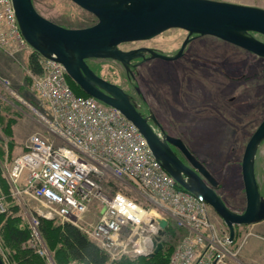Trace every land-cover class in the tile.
Here are the masks:
<instances>
[{
	"label": "built area",
	"instance_id": "1",
	"mask_svg": "<svg viewBox=\"0 0 264 264\" xmlns=\"http://www.w3.org/2000/svg\"><path fill=\"white\" fill-rule=\"evenodd\" d=\"M0 49L10 57L30 46L22 36L11 0H0ZM41 74L28 69V87L41 100L52 138L28 135L26 147L6 171L10 195L32 207L31 247L47 255L38 216L69 222L110 260L147 255L159 229L154 216L186 230L166 264H239V245L211 218L209 205L180 186L153 156L143 135L118 109L90 95H77L63 65L41 56ZM8 84L7 79L1 78ZM123 183L139 200L106 179ZM106 180V182H104ZM0 198V212L4 211ZM93 212L94 220H88Z\"/></svg>",
	"mask_w": 264,
	"mask_h": 264
},
{
	"label": "rangeland",
	"instance_id": "2",
	"mask_svg": "<svg viewBox=\"0 0 264 264\" xmlns=\"http://www.w3.org/2000/svg\"><path fill=\"white\" fill-rule=\"evenodd\" d=\"M222 1L264 8V0ZM32 2L35 9L44 17L66 27L86 26L96 20L93 14L71 0H32ZM186 33L187 31L182 28L172 27L150 39L128 44L138 47L152 45L163 52H173L178 48ZM251 34L264 41V35L257 32H251ZM17 55L10 57L0 49V76H2L0 77V194L3 195L8 193L7 168L12 158L26 147L28 135L37 132L44 138H52L41 117L44 114L42 102L31 89L26 87L25 78L28 72L25 67L20 65ZM7 57L10 58V61L7 60ZM90 64L101 76L120 85L128 93L133 94L136 99H139L132 85L126 80L123 68L117 63L112 60L93 59ZM189 67L198 71L210 81V84L206 83V88H204L198 81V89L194 83L198 80L197 77L196 80L192 78L195 76L194 73H190L188 76L190 69H187ZM137 70L136 83L145 98V103L153 109L161 125L171 132H176L188 143L192 152L221 182L220 192L225 202L231 209L241 211L245 204V196L240 161L249 136L264 115V106L246 119L240 113L237 114V109L238 106L243 105L242 98L247 91L252 92L259 81L261 83L263 81L264 85V58L216 36L201 35L191 40L183 57L177 60L153 58L143 62ZM246 75L248 78L245 77ZM1 78L7 79L8 84L3 83ZM246 79H249L250 83L255 82V86H249L234 101H226L225 97L230 95L236 86L245 83ZM185 84L190 87L189 89L197 88L201 94L205 92L210 94V98L202 97L203 102L201 103L197 100L198 107L196 108L201 109L198 115L193 116L195 110H192L191 117L187 121H171L167 115L170 107L166 105L168 99L166 93L169 91V87L176 90L177 85H180L181 95H192L193 92H189L185 88ZM218 85L222 87L221 91L219 88L216 89ZM196 96L200 97V95ZM170 102L173 103V100ZM36 103L39 107H36ZM192 107L194 108V105ZM255 165L256 176L261 191L264 193V141L258 149ZM12 204L17 206L14 215L18 219V223L29 226L30 229L29 217L34 214L32 207L41 212L44 211L43 206L27 197L15 198V202ZM5 208L4 204V211ZM210 210L211 218L219 227H224L222 219L212 209ZM94 218V213L88 212L87 219L92 221ZM51 219L52 224L61 222L56 216ZM171 226L176 230L175 234L173 236L167 234L163 240L165 248L169 245L172 246L169 256L181 238L187 234L186 230L179 229L175 224H171ZM54 235L52 233L50 236H44L45 241L42 240L47 255L35 256L37 259L43 260L44 264H57L55 253L49 248ZM28 243L30 244V240L24 241V247H28ZM234 244L239 245L237 261L239 259V261L248 264H264V220L235 226ZM257 244H260V247L257 248ZM14 251L16 248L6 244L0 229V254L6 264H17V261L10 257Z\"/></svg>",
	"mask_w": 264,
	"mask_h": 264
},
{
	"label": "water",
	"instance_id": "3",
	"mask_svg": "<svg viewBox=\"0 0 264 264\" xmlns=\"http://www.w3.org/2000/svg\"><path fill=\"white\" fill-rule=\"evenodd\" d=\"M90 12L96 21L81 27H66L40 14L32 0H11L20 32L29 46L41 56L61 63L68 75L87 95L118 109L145 138L155 159L184 189L205 201L222 219L230 239L234 227L264 219V196L259 191L254 163L257 149L264 140V118L249 136L240 162L245 196L244 208H229L214 187L216 179L189 151L183 141L163 130L157 134L148 119L157 123L153 114L142 115L119 85L95 73L87 64L89 58L119 61L126 70L132 58L150 55L176 59L181 56L191 34L212 35L264 58V41L251 32L264 35V8L222 0H71ZM178 27L187 31L179 50L165 55L149 47L122 50L120 43L144 40ZM159 126V125H158ZM160 127V126H159ZM176 146L185 156V164L172 150ZM159 229L153 240V254L161 247L167 219L154 216ZM0 264H4L0 257Z\"/></svg>",
	"mask_w": 264,
	"mask_h": 264
},
{
	"label": "trees",
	"instance_id": "4",
	"mask_svg": "<svg viewBox=\"0 0 264 264\" xmlns=\"http://www.w3.org/2000/svg\"><path fill=\"white\" fill-rule=\"evenodd\" d=\"M40 60L41 55L35 50L30 49L27 56V69L32 74H41ZM25 80L28 86L29 77L26 76ZM67 80L72 90L77 95H87L68 77V75ZM36 107H39L38 103H36ZM106 180L127 195L139 200L135 197L132 191L127 190V187L123 183L112 177H109ZM106 180L104 182H106ZM8 194H10L9 186L7 195ZM7 195L0 194L6 205L5 211L0 212V229L3 232L6 244L16 248L14 254L10 256L11 259H15L17 264H44L43 260L37 259L40 255L36 253L35 249L31 247L29 243L28 247H24V241H31L32 232L29 226L20 225L18 223V219L14 215V210L17 206L12 204L15 202V198L8 195V200L6 201ZM38 221L39 224L37 225V228L43 241H45L44 236H50L52 233L53 235L55 234L53 236L54 238L52 237L55 242L51 241L49 248L54 251L57 264H73L72 262H78L80 264H166L172 246L169 245L165 248L163 240L167 234L173 236L176 232L174 227L171 226V224L174 225V223L169 219L165 228V233L160 238L161 247L156 252L147 255H125L115 260H110L100 245L75 225L66 221L52 224L51 218H45L42 216H38ZM0 257L2 259L1 254ZM2 261L6 264L3 259Z\"/></svg>",
	"mask_w": 264,
	"mask_h": 264
},
{
	"label": "flooded vegetation",
	"instance_id": "5",
	"mask_svg": "<svg viewBox=\"0 0 264 264\" xmlns=\"http://www.w3.org/2000/svg\"><path fill=\"white\" fill-rule=\"evenodd\" d=\"M96 21V20H95ZM187 35V33H186ZM185 35V37H186ZM199 35H195V34H191L189 36V40L188 42L185 44L184 48H183V51H182V54L181 56H179L178 58H181L183 57L184 53H185V50L188 46V44L191 42V40L194 38V37H197ZM184 37V39H185ZM152 38V37H151ZM150 39V38H148ZM183 39V40H184ZM144 40H147V39H144ZM183 40L181 41V43L179 44L178 48L173 51V52H163L162 50H160L158 47H155V46H152V45H146V46H143V47H149V48H152L154 51H157V52H160V53H163L165 55H173L175 54L179 48L181 47V44L183 42ZM135 41H140V40H135ZM135 41H129V42H135ZM129 42H124V43H120L118 45V47L122 50H128V49H133V48H137L138 46H130L128 43ZM123 44H126V45H123ZM139 47H142V46H139ZM247 51V50H246ZM150 53L149 52H145L143 51L142 52V56H137L135 58H132L128 64V70L125 69V67L119 62V61H116V60H112V59H101V58H89L86 60L87 64L91 67V69L97 73L99 76H101L96 70L95 68L92 67V65L90 64V61L91 60H96V59H99V60H105V61H109V60H112L113 62L117 63L120 67L123 68L125 74H126V80L129 81L130 85H132L135 93L137 96H139L138 98L139 99H136V97L131 94V93H128L123 87H120L123 88V90L125 92H127L130 96V99L132 100V102L135 104L137 110H139L141 112L142 115H149V114H153L155 120L157 121L158 126L156 123H154V121L152 119H148L149 123L151 124V126L153 127L154 131L161 135L162 131L163 130L165 133L171 135V136H176V137H179L183 143L185 144V146L189 149V151L205 166V164L201 161V159H199L195 154L194 152H192V150L190 149V147L188 146V143L185 142V140L180 136L178 135L176 132H171L169 129L165 128L163 125H161L160 121L158 120V118L156 117L155 113L153 112V109L150 108L146 103H145V98L141 92V90L139 89L138 87V83H136V76L138 74V67L145 61H148V60H151L153 58H150V59H146V60H143L144 58H146L147 56H149ZM154 58H158V57H154ZM178 58L176 59H168V60H177ZM162 59V58H161ZM163 60H166V59H163ZM190 69V70H189ZM189 70L188 72V76L190 73H194V78L196 80V77H197V81H195V86L197 87V83L199 81V84L201 83L202 86H204V88H206V83L207 84H210L207 79H205L198 71L196 72L195 70H192L190 67L187 69ZM197 70V69H196ZM185 76V75H184ZM202 76V77H201ZM103 77V76H101ZM245 77L248 78V75H246ZM264 77V76H263ZM104 78V77H103ZM106 79V78H104ZM108 80V79H106ZM211 80V79H210ZM249 79H246L245 83H242L238 86H236L233 90V92L231 91L230 95L226 96V101H229V102H232L234 101L241 93L242 91H245V89H248L249 86H252L255 84V82L253 83H250V80L248 81ZM110 81V80H108ZM111 82V81H110ZM114 83V82H113ZM263 83V81H262ZM260 81L257 83V86L254 88V90L252 92L250 91H247L246 94L243 95V105L241 106H238V109H237V114L240 113L243 117L246 118H249L250 115H253L255 114V112H257L259 109L263 108L264 106V85L262 84ZM116 84V83H115ZM168 84V83H167ZM212 84V83H211ZM118 85V84H117ZM215 85V84H214ZM179 86V87H178ZM255 86V85H254ZM185 88L189 90V92H193L192 95H187L185 94V96L181 95V86L180 85H177V88L176 90L175 89H172L169 87V91H167L166 93V97L168 98L166 101V105L170 108H168V112H167V115L169 117V119L171 121L173 120H184V121H187L188 118H190L191 116V111L192 110H195V113L193 114V116L198 115L200 113V110L201 109H198L196 107H198V101L201 103L203 102L201 100L202 97H207V98H210V94L208 93H204V94H201V92L199 93L197 91V88L199 89V86L197 88H193L192 89H189L190 87L185 84ZM219 88V90L221 91L222 90V87H219L216 86V89ZM175 94V95H174ZM196 95H200V97H197ZM202 95V96H201ZM174 96L176 97L174 99ZM198 98V99H197ZM138 100V101H137ZM171 100H173V103L170 102ZM198 100V101H197ZM212 103V102H211ZM249 104H252V105H249ZM192 105H194V108L192 107ZM191 109V110H190ZM257 110V111H256ZM189 112V113H188ZM188 113V114H187ZM264 118V115L263 117L261 118V120ZM260 120V121H261ZM259 121V122H260ZM259 124V123H258ZM257 124V125H258ZM256 125V126H257ZM256 128V127H255ZM254 128V129H255ZM254 131V130H253ZM264 141V140H263ZM262 141V142H263ZM261 142V143H262ZM260 143V145H261ZM259 145V147H260ZM170 147L172 148V150L175 152V154L187 165L188 164V161L186 160L185 156L182 154V152L179 150L178 147L176 146H173V145H170ZM258 147V149H259ZM258 149H257V152H258ZM257 152H256V155H257ZM241 162V161H240ZM256 156H255V163H254V171L256 170ZM206 167V166H205ZM207 168V167H206ZM207 170L212 174V176L216 179L217 181V185L216 187H214V190L216 191L217 194H219V196L222 198V200L224 201V203L229 207L231 208L224 200L221 192H220V188L222 186L221 182L219 181V179L207 168ZM255 176H256V172H255ZM256 180H257V183H258V186H259V191L261 193V195L264 196V193L261 191V188H260V185H259V182H258V179H257V176H256ZM244 208V207H243ZM242 208V210H243ZM211 209V208H210ZM211 212V210H210Z\"/></svg>",
	"mask_w": 264,
	"mask_h": 264
},
{
	"label": "crops",
	"instance_id": "6",
	"mask_svg": "<svg viewBox=\"0 0 264 264\" xmlns=\"http://www.w3.org/2000/svg\"><path fill=\"white\" fill-rule=\"evenodd\" d=\"M28 53H29V50H25V51H21L20 54H19V63H20V65H22V67H25V70L27 69V56H28ZM7 58H8L7 60L10 61V58L9 57H7ZM10 63H12V62H10ZM0 77H2V76H0ZM26 87H28V86H26ZM258 247H260V244H257V248ZM249 257H247V259H249ZM238 263L239 264H248L247 262H242L241 260L239 261V259H238Z\"/></svg>",
	"mask_w": 264,
	"mask_h": 264
}]
</instances>
